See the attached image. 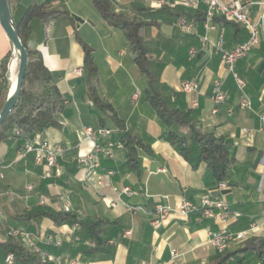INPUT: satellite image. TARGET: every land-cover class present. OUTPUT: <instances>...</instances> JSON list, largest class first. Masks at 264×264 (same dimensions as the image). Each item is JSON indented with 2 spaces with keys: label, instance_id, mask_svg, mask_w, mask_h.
Listing matches in <instances>:
<instances>
[{
  "label": "crops",
  "instance_id": "crops-1",
  "mask_svg": "<svg viewBox=\"0 0 264 264\" xmlns=\"http://www.w3.org/2000/svg\"><path fill=\"white\" fill-rule=\"evenodd\" d=\"M46 0H18L11 8L12 21L20 17L21 11L32 4ZM162 1V7L195 10L188 6L189 0H113L115 11L128 9L139 3L149 9ZM249 15L261 22L259 45L247 58L236 65L237 74L246 83V92L252 103L251 111L238 110V96L231 75L220 63V58L208 49H200L188 56L187 42L179 37L175 25L158 22L145 32L150 45L151 57L163 64L158 71L159 82L178 92L182 80H197V95H185L187 108L197 103L199 122L216 137L230 141V152L235 160L231 171V185L219 189L218 185H207L205 166L192 169L173 148L160 139L161 127L151 108L145 101L143 91L146 80L141 76L128 51L123 33L108 26L95 10L90 0H57L55 6H63L72 20L61 30L52 23L43 30L33 23V38L29 47L38 51L44 66L50 72H60L62 79L57 87L65 101V110L56 116L57 127L48 129L42 138L65 149L60 162L62 175L58 179L42 180L41 168L34 165L32 155L19 160L18 151L25 143L15 138L0 144V221L17 223L11 219L38 206V195L46 199L45 208L65 217L104 219L119 223L120 231L107 241V252L96 254L91 240H85L82 250L73 240L76 228L63 225L57 227L51 220L42 219L38 234L57 235L63 244L60 248L43 246L49 253L66 259L70 264H159L166 263L169 251L175 249L180 256L173 264H216V253L207 244V232L216 226L209 220L192 215L185 220L169 217L164 226L154 231L149 219L161 205L177 207L183 201L199 204L203 196H221L228 204L230 217L227 223L232 232L246 230L250 222L258 225L252 238L264 237V0H249ZM228 23V22H227ZM219 24L207 33L212 43L223 36L224 49L231 50L245 41L244 28L234 24ZM195 26L193 36L204 34ZM77 37L92 49L97 68L96 89L100 99L106 101L124 123L126 130L141 142L148 144L152 156L141 151L136 154L137 169H130L126 162V151L118 146L113 159L101 160V172L113 171L114 175L98 190L84 188L81 171L74 161L89 151L91 145L82 137L85 127H100L115 134L111 120L94 105L84 84L83 51ZM11 53V81L15 78V51L0 27V65ZM220 80L226 93L225 103L211 114V87ZM232 109V114L227 111ZM112 134V135H113ZM109 184V185H108ZM33 185V192L24 187ZM113 189L130 187L134 194L117 196ZM71 210L63 213L64 204ZM110 203L114 204L113 207ZM125 204L132 209L129 211ZM143 210L145 213H142ZM238 214V217H234ZM10 227H13L10 225ZM21 228V227H18ZM110 228L104 238H108ZM128 233V234H127ZM242 244L231 247L227 264H259L256 258L247 257L240 250ZM0 261H2L0 259ZM4 264V260L2 263Z\"/></svg>",
  "mask_w": 264,
  "mask_h": 264
},
{
  "label": "trees",
  "instance_id": "trees-1",
  "mask_svg": "<svg viewBox=\"0 0 264 264\" xmlns=\"http://www.w3.org/2000/svg\"><path fill=\"white\" fill-rule=\"evenodd\" d=\"M56 1L46 0L41 4H32L23 9L20 17L13 22L17 36L27 51V64L19 101L0 126V144L12 138L25 142L31 140L36 134H44L48 129L57 127L56 116L65 110V101L57 87L63 74L47 70L41 54L29 47V42L33 38V23L40 24L43 30L52 23L61 26V30L72 24L66 8L60 5L55 6ZM90 1L108 26L123 33L133 62L146 80L143 94L160 124V139L169 144L192 169L204 165L207 185L226 183L230 186L231 171L235 165L229 150L230 141L226 137H216L213 133L206 131L199 122V111L186 107L183 94L174 92L159 82L157 69L160 70L163 64H157L151 57L150 45L145 40L146 30L151 26H158V22L175 25L177 21L186 19L192 21L200 30L205 20L204 8L189 10L160 7L154 10L139 3H133L128 9L115 11L113 0ZM17 2L18 0H7L9 8ZM213 21L219 24L227 23L223 18ZM234 26L237 25L234 24ZM178 38L187 42V49L194 47L199 50L196 36L183 35L179 32ZM77 41L83 51L82 68L88 94L96 108L113 123L116 132L112 135V139L126 151L127 166L130 169H137V152L141 151L152 156L150 147L132 136L113 108L100 99L96 89L97 68L92 49L78 37ZM14 58L15 76L18 66L16 51ZM12 60L11 53H8L0 65V111L12 84L10 73ZM100 127H104L102 121ZM13 129L20 131L18 137H14ZM44 218L51 220L57 227L67 225L76 228L73 240L78 244V249L82 250L85 240H91L96 254L106 253L107 241L120 231L119 223H109L104 219L92 217L72 219L45 207H33L11 218L17 221L16 224L10 221L3 224L4 231L0 235V259L2 260L0 263L6 255L11 254L15 264H50L43 262L37 254L25 249L17 238L6 236L5 233L6 229L12 225L14 228L21 227L27 232L38 234V225ZM108 228L110 232L105 239L104 235ZM240 251L247 257L256 258L259 264H264V237L249 239L242 244ZM216 255V264H227L230 258L227 251L222 254L216 253Z\"/></svg>",
  "mask_w": 264,
  "mask_h": 264
},
{
  "label": "built area",
  "instance_id": "built-area-1",
  "mask_svg": "<svg viewBox=\"0 0 264 264\" xmlns=\"http://www.w3.org/2000/svg\"><path fill=\"white\" fill-rule=\"evenodd\" d=\"M249 0H189L188 6L193 9L199 7L204 8L205 20L202 25L204 34L198 38L199 48L208 49L214 55L220 58L221 65L231 75L237 91L238 102L237 108L242 111H251L252 103L246 92L245 81L237 74L236 65L250 55L259 45V30L261 22L254 20L249 15L248 8L253 5ZM260 4L264 5V1ZM164 2L159 1L153 5L154 8H160ZM223 18L226 22L236 24L245 29L247 37L245 41L236 45L231 50L224 49L223 36L220 35L216 43H212L207 36L209 31L215 29L213 20ZM51 24L47 28H50ZM178 31L183 35H193L195 25L192 21L181 19L177 23ZM198 50L191 47L188 50L190 58L197 54ZM178 92L185 95H197L199 92V83L197 80H182L178 84ZM211 103L213 105L211 114L217 113L218 106L225 103L226 93L223 90V84L216 79L211 87ZM197 103L192 104V108H196ZM232 109L227 111V115L232 114ZM113 132L104 127H85L82 129V137L89 142L91 148L84 155H79L74 158V161L79 166L81 171V179L84 188H101L105 185V181L110 179L113 171L101 172V160L113 159L114 150L119 144L112 139ZM14 137L20 135L18 129H13ZM65 154V149L59 144H51L42 138L41 134H36L31 140L25 141L21 149L17 153L19 160H25L27 156L32 155L34 165L41 168L40 178L42 180L58 179L62 175L60 162ZM2 178V175H0ZM109 185V184H108ZM110 188L119 197L129 198L134 192L130 187L123 186L120 189ZM219 189H226V183H220ZM24 190L28 193L34 191L33 185H26ZM38 206L44 207L46 199L42 195H38ZM113 207L114 204L110 203ZM129 211H132L126 204ZM71 210V204L66 203L62 207L63 213H68ZM142 213H145L140 209ZM195 215L201 219L211 221L216 228L210 229L207 232V244L217 254H222L228 251L235 245L242 244L251 239L258 232V225L255 222H250L246 230L232 232L228 229L227 223L230 217V209L227 202L221 196H203L199 204H194L190 201H183L177 207L161 205L155 209L149 219V225L154 231L161 229L169 217L185 220L188 217ZM235 214L234 217H238ZM1 217V213H0ZM4 231V225L0 221V235ZM6 236L17 238L25 249L31 253L37 254L43 262L50 264H70L66 259H62L49 253L43 246L49 248H60L63 244L62 239L53 234L42 235L33 234L25 231L22 228L9 227L6 229ZM128 234V233H127ZM78 240L77 238L75 239ZM180 256L177 250L169 251V259L166 263L173 264ZM4 264H15L11 254L6 255ZM149 264V263H148Z\"/></svg>",
  "mask_w": 264,
  "mask_h": 264
},
{
  "label": "water",
  "instance_id": "water-1",
  "mask_svg": "<svg viewBox=\"0 0 264 264\" xmlns=\"http://www.w3.org/2000/svg\"><path fill=\"white\" fill-rule=\"evenodd\" d=\"M0 27L18 56V66L15 74V82L14 85L10 86L6 101L2 107V110L0 111L1 126L6 117L13 111L19 101L27 64V51L22 46L14 29L12 16L7 0H0Z\"/></svg>",
  "mask_w": 264,
  "mask_h": 264
},
{
  "label": "bare ground",
  "instance_id": "bare-ground-1",
  "mask_svg": "<svg viewBox=\"0 0 264 264\" xmlns=\"http://www.w3.org/2000/svg\"><path fill=\"white\" fill-rule=\"evenodd\" d=\"M14 82H15V78L13 79V81H12V84H11V85H14Z\"/></svg>",
  "mask_w": 264,
  "mask_h": 264
},
{
  "label": "rangeland",
  "instance_id": "rangeland-1",
  "mask_svg": "<svg viewBox=\"0 0 264 264\" xmlns=\"http://www.w3.org/2000/svg\"><path fill=\"white\" fill-rule=\"evenodd\" d=\"M15 66H16V63H15ZM15 73V72H14ZM245 243V242H244ZM244 243H242V244H244Z\"/></svg>",
  "mask_w": 264,
  "mask_h": 264
}]
</instances>
